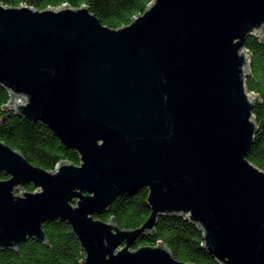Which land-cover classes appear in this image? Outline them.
<instances>
[{
    "label": "water",
    "instance_id": "95a60500",
    "mask_svg": "<svg viewBox=\"0 0 264 264\" xmlns=\"http://www.w3.org/2000/svg\"><path fill=\"white\" fill-rule=\"evenodd\" d=\"M252 36L264 43V0H153L119 29L87 6L0 3L9 108L80 158L48 171L0 140V251L47 244L43 225L61 221L81 264H195L163 244L134 249L161 218L180 216L218 264H264V170L248 159ZM143 188L150 214L140 227L98 218Z\"/></svg>",
    "mask_w": 264,
    "mask_h": 264
},
{
    "label": "trees",
    "instance_id": "16d2710c",
    "mask_svg": "<svg viewBox=\"0 0 264 264\" xmlns=\"http://www.w3.org/2000/svg\"><path fill=\"white\" fill-rule=\"evenodd\" d=\"M153 0H0L5 6L28 5L38 10L70 5L87 6L103 25L119 29L142 14ZM250 55L251 69L246 78L249 92L258 97L254 106L257 134L248 159L264 170V43L258 36L249 37L245 44ZM11 96L0 87V140L25 158L45 170L51 171L63 160L80 163L78 153L68 149L42 121H32L18 116L9 108ZM7 178L0 172V179ZM21 191L33 192V184ZM148 189L118 197L108 212L98 216L109 221L114 218L121 229L140 227L148 218ZM48 243L30 239L19 245L18 251H0V264H81L84 251L68 224L61 221L45 223ZM204 239L198 226L180 216L163 217L154 234L140 237L134 249L143 246L167 245L173 256L183 262L218 264L203 248Z\"/></svg>",
    "mask_w": 264,
    "mask_h": 264
}]
</instances>
